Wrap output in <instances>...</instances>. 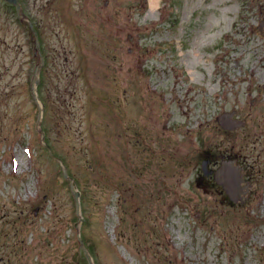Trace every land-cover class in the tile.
Returning <instances> with one entry per match:
<instances>
[{
	"label": "rangeland",
	"instance_id": "rangeland-1",
	"mask_svg": "<svg viewBox=\"0 0 264 264\" xmlns=\"http://www.w3.org/2000/svg\"><path fill=\"white\" fill-rule=\"evenodd\" d=\"M19 2L41 58L0 0V264H88L78 239L93 264H264V0ZM222 156L241 202L202 172Z\"/></svg>",
	"mask_w": 264,
	"mask_h": 264
},
{
	"label": "water",
	"instance_id": "water-1",
	"mask_svg": "<svg viewBox=\"0 0 264 264\" xmlns=\"http://www.w3.org/2000/svg\"><path fill=\"white\" fill-rule=\"evenodd\" d=\"M6 1L8 3H10L11 5L15 6V9H16V12L18 13V16L21 17L22 8H21L19 0H6ZM26 20L28 21V25H29L31 31L34 34V37H35V40H36L35 46H36L37 49H39V46H40L39 44L40 43L38 41V36H37V33H36V31H35V29L33 27V24L30 21V19L27 18ZM37 71H38V68L35 69V74H36ZM38 81H39V79L37 77H35V79L33 81V86H32V93H33L34 98H35V100L37 102L39 101V98H38L37 92H36V85H37ZM233 113L234 112L221 114L218 117V119H217L218 120V124L221 125L222 127L226 128V129L236 128V127L242 125L240 122L232 121L230 119V117L232 116ZM40 119H41V115H39L38 122H39ZM207 164H208V161H203V163H202V171H203L204 176H209V175L212 174V171L208 170ZM231 165H232V163L230 161L223 162L221 167L214 173V178H215V181L219 185H221L223 187V189L226 191V193L229 196V198L233 202L237 203L238 200L236 199V197H238L241 193L240 192H236V191H232V185L233 184L235 186L238 185V183L240 182L239 178L241 176H240V174L238 175L236 173L230 174L229 171H231V172L238 171L239 172V170H237L236 168L232 167ZM62 173H63L64 179L70 181V189L73 192L74 196L77 198L79 193L75 190L74 181H73L72 178H70L68 176L65 167H63V169H62ZM79 242L81 244V247H82V249L84 251V254L86 256V259H87L88 263L92 264L91 256H90V253H89L88 249L84 246L83 241L81 239H79Z\"/></svg>",
	"mask_w": 264,
	"mask_h": 264
},
{
	"label": "flooded vegetation",
	"instance_id": "flooded-vegetation-1",
	"mask_svg": "<svg viewBox=\"0 0 264 264\" xmlns=\"http://www.w3.org/2000/svg\"><path fill=\"white\" fill-rule=\"evenodd\" d=\"M259 29L261 30L260 26H259ZM130 41H133V39L130 38ZM224 161H230L232 163L233 167L236 168L237 170H239V173L242 174L241 177L239 178L240 182L238 183V185H236L237 189H233V187H232V191L239 192V190H241L242 193H244L245 191H248V189L250 188V183H249V180H248V177L246 174L245 166L237 164L236 159H231L230 157L226 158L225 156H222L218 167H220L222 165V162H224ZM215 162H217V161H215ZM210 166H215V164L212 163L211 159H208V167L210 168ZM218 167L216 169H218ZM216 169H212V170L214 171ZM213 177H214L213 174L208 176L209 179L210 178L212 179ZM224 192H226V191L224 190Z\"/></svg>",
	"mask_w": 264,
	"mask_h": 264
},
{
	"label": "bare ground",
	"instance_id": "bare-ground-1",
	"mask_svg": "<svg viewBox=\"0 0 264 264\" xmlns=\"http://www.w3.org/2000/svg\"><path fill=\"white\" fill-rule=\"evenodd\" d=\"M154 3H155V2L152 1V3H151L152 8L154 7ZM231 166L233 167V165H231ZM228 171H229V170H228ZM229 172H230V174L236 173V174L239 175V172H238V171H233V172L229 171ZM181 263L184 264L183 260H181Z\"/></svg>",
	"mask_w": 264,
	"mask_h": 264
},
{
	"label": "crops",
	"instance_id": "crops-1",
	"mask_svg": "<svg viewBox=\"0 0 264 264\" xmlns=\"http://www.w3.org/2000/svg\"><path fill=\"white\" fill-rule=\"evenodd\" d=\"M149 7H150V8L152 7L151 4H149Z\"/></svg>",
	"mask_w": 264,
	"mask_h": 264
}]
</instances>
